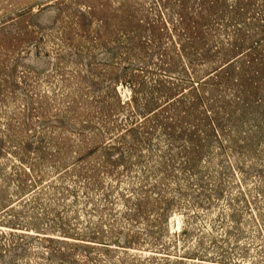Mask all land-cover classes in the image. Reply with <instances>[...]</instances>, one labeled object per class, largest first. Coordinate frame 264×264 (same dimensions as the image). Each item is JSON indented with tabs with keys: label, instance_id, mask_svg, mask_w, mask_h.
<instances>
[{
	"label": "rangeland",
	"instance_id": "1",
	"mask_svg": "<svg viewBox=\"0 0 264 264\" xmlns=\"http://www.w3.org/2000/svg\"><path fill=\"white\" fill-rule=\"evenodd\" d=\"M211 1L222 15L208 34L212 58L241 55L201 97L200 103L213 109L203 123L212 120L216 130L199 124L190 135L186 129L183 150L182 131L177 130L181 138L166 137L159 126L192 121L190 111L180 110L190 103L169 107L175 108V121L167 123L165 112L142 118L129 104L117 103V97H133L141 111L173 93L183 71H203L196 64L192 72L176 49L172 40L179 30L174 32L171 24L178 7L195 14L202 10L198 5ZM176 25L179 29L181 23ZM253 39L257 43L246 48ZM181 43L199 63V55L191 53L198 47ZM164 68L172 72L160 80ZM154 79L159 86L152 89ZM146 95L152 96L142 105ZM189 108L202 117L195 104ZM135 120L138 125L128 130ZM0 136L7 141L2 145L7 152L0 150V264H98L118 255L120 249L107 251L92 241L74 246L66 256L50 252L63 243L42 246L32 215L43 214L52 202L72 226L101 218L113 220L115 230L130 227L143 234L140 219L122 213L131 202L123 195L133 191L136 196L143 191L139 186L149 189V183L171 198L173 208L161 236L148 238L151 248L129 251L155 252L154 246L184 227V233L173 234L177 248L188 246L198 258L175 264H264V0H0ZM110 136L116 144L107 153L109 164L102 160L108 150L100 143ZM20 139L43 155L34 164L44 173L39 199L19 201L21 206L4 211L5 195L14 193L9 171L17 162L7 147ZM181 155L187 157L181 164L192 167L188 171L178 164ZM39 223L51 224L46 217ZM43 231L40 235L61 236Z\"/></svg>",
	"mask_w": 264,
	"mask_h": 264
},
{
	"label": "trees",
	"instance_id": "2",
	"mask_svg": "<svg viewBox=\"0 0 264 264\" xmlns=\"http://www.w3.org/2000/svg\"><path fill=\"white\" fill-rule=\"evenodd\" d=\"M210 4L207 5H198V7H202V10L199 8L198 11H196L195 14H193V11H186V7L180 6L177 8L176 11V17H175V23L174 21L171 24V29L179 30L178 32H175V35L178 37L177 40H172L173 44L176 45V49H178L182 55H184V59L187 61L188 66L190 69H192V72H196L197 69L193 68L196 66V64H201L202 67H200L201 71L200 73L196 75H188L184 71L181 73L180 76H177L176 83L174 85L175 91L170 94V92H167L165 95V99L162 103L159 101H156L152 104V107L142 108V110H139V107L134 102V99L132 97L131 100L125 99L124 101H121L120 98L117 97V103L119 104H129L130 111L141 113L142 118H149L155 114L164 113V120H166L167 123H173L175 121V117L173 118V110H170L171 106L180 105L183 101L186 103H190L188 105H182L180 107V110L184 113L185 111H190L193 115L192 121L187 122H178L174 123L173 125H168L165 123H161L159 127L162 128L164 134L166 137H169L171 135H177V138H181L180 133L177 134V130H181L183 133V139L180 142V148L182 147L184 150V144L187 139V136L185 135L184 131L186 129L190 130L189 134L194 135V130L198 128V125L201 124L202 128L207 131L216 130V125L212 120L205 124L203 123V118L207 117L208 113H210L213 109L209 107L207 104H201V97L206 92L207 88L206 86H209L213 80H216L221 75L222 77H225V74H227V67L231 65V63H235V61L239 59L238 55L240 52H237L235 54L229 55L227 57H222L217 60V57H214L216 60L212 58V46L209 45V37L208 34L210 32V29L212 28L211 25L215 19L219 18L220 15L218 13L219 7L216 4ZM204 13V14H203ZM229 18L236 19L233 17V15H228ZM177 23H181L179 26V29L175 28L177 26ZM178 27V26H177ZM170 29V28H169ZM207 35V38H205ZM210 35V34H209ZM186 40L190 43V45L193 48L198 47V49L194 50L191 53H197L199 55L200 62L195 63V61H192L193 59L189 58L187 54L190 53V49L185 50V47L181 43V41ZM258 39H253V42H251L246 48H250L253 46V44L257 43ZM231 46H233V39L232 42L229 43ZM215 46V45H214ZM213 46V48H214ZM216 47V46H215ZM177 50V51H178ZM244 51H246L244 49ZM192 62V63H191ZM185 64V63H184ZM204 66V67H203ZM187 67V65H186ZM168 73H166V72ZM170 71L168 68H164L162 71L163 76H161L159 79L166 78L165 76L170 75ZM166 74V75H165ZM174 76V75H173ZM168 77V76H167ZM235 80L237 78H234ZM166 80V79H165ZM153 82V81H152ZM156 82V83H155ZM159 81H156L154 79L153 85L150 86L152 89L154 87L159 86ZM213 83V82H212ZM152 95L149 97H144L145 101L142 105H145L147 101L150 99ZM243 98L239 97V95H235V100L241 101ZM136 106V108L133 106V102ZM195 104V108L197 106V112H199L202 117L197 116L194 112L190 110V106ZM114 109V108H113ZM110 110V109H109ZM115 110V109H114ZM111 111V110H110ZM168 120V121H167ZM136 121V120H135ZM130 121V123L127 125L129 127L128 130L133 128L134 126L138 125V121ZM205 124V125H204ZM125 127V130L127 129ZM170 129L169 131H167ZM222 131V130H221ZM9 135V134H8ZM6 135V136H8ZM9 137V136H8ZM0 150L4 153L6 151V147H2V145H5L4 142H7L5 138L0 136ZM114 137H108V140L102 141L100 144H102V147L106 150H108L105 155H103V162H109L112 161L110 158L112 155H108L112 149H115L114 145L116 144ZM168 140V139H167ZM9 141V140H8ZM218 141V140H217ZM174 142V141H169ZM219 143V141H218ZM28 142L26 140L20 139L16 143L11 144L12 147H7L8 152L12 155V158L17 161L16 163H12V169L9 171L11 175H13V178L15 179L14 185H13V191L14 193H7L3 199V203L1 204V209H15L18 206H21L20 202L25 203L26 201L30 200H36V198L39 199V187L42 185V177L44 176L43 171H41V167H35L34 164L38 163V161H41L43 158V155H40L39 148H34L32 150H29L26 148ZM174 144V143H173ZM220 144V143H219ZM99 145V144H98ZM175 145V144H174ZM176 146V145H175ZM96 147V146H95ZM186 147V146H185ZM31 153L32 155L29 156L26 154ZM195 151V149H194ZM7 152V151H6ZM102 156V155H101ZM181 161H178L179 166L184 169L187 168L186 171H188V168L191 169V165L186 166L181 163H185L187 161V157L184 158V155H181ZM180 159V160H181ZM74 162V161H73ZM159 162V161H158ZM55 164V163H54ZM72 162H70L67 166H64L62 169L59 170V172L56 175H59L60 173L64 172L69 165H71ZM59 165H56L55 168H57ZM159 166V165H158ZM191 167V168H190ZM108 171L110 169H107ZM159 171V170H158ZM60 177V175H59ZM50 183L54 181V178L51 177L48 180ZM148 186V185H146ZM103 188V186H102ZM156 184L149 183V189L143 188L139 186V189L143 191H139L138 195H133L131 193L127 195H123L124 199H129L131 202L130 206L125 207L124 210H122V213H125L128 215L131 219H140L141 223L143 225V234L141 233L142 229H132L130 227H126L125 229H118L115 230L113 227V224L110 223L113 220H102L101 218L97 221H89L88 225L79 227V226H72L70 222H68V219L65 218V216L61 215L57 210V205L53 204L52 202H48L47 205L43 207L44 212L41 213H35L32 215V219L34 220L33 229L36 231L35 235L42 236L41 239H43L42 246L49 248V245L47 242L55 240L58 242H61L63 244H59L53 248V253H57L60 256H66L64 253L66 251H71L74 246L81 245L83 247H87L88 244L96 243L99 246H104V250H114L115 248L120 249L119 254L111 257L109 259H103L98 264H175L179 263L180 259L187 258V257H195L197 253H194L196 251H193L194 249H189L188 246L181 244V249L178 250L177 248V237L173 236V234L178 235V233H184L185 229L184 227L181 228L178 231H172L168 234L165 238V241L158 243L157 246H154L155 252L152 253H142L141 251H129V249H138V246H145V247H152L151 243L149 242L148 238L157 239L161 236L163 224L166 223V219L168 217V213L172 210L173 203L171 201L170 197H167L165 194H160L158 191H154L152 189L156 190ZM104 189V188H103ZM28 191V192H27ZM109 186L106 187V191H104V194H108ZM148 191V192H147ZM152 194L155 198L152 197ZM12 197H15V202L10 201ZM38 201V200H36ZM16 203V205H14ZM42 217H46V219L51 222L49 225H36L40 224L39 220ZM113 219V218H112ZM37 222V223H36ZM77 225V221L74 219L73 224ZM17 224V223H14ZM46 224V223H45ZM43 230H49V231H55L58 232L61 236L60 237H53L52 234H42L40 235L39 232H46ZM114 233H123L122 236L115 235ZM70 237V238H67ZM147 237V238H146ZM46 242V243H44ZM177 252H182L185 254H191V256L178 254ZM50 254V253H49Z\"/></svg>",
	"mask_w": 264,
	"mask_h": 264
}]
</instances>
